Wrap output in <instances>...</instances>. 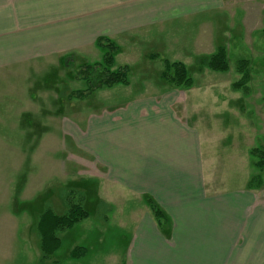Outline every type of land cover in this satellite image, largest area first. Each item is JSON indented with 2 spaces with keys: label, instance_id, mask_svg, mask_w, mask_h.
I'll return each instance as SVG.
<instances>
[{
  "label": "rangeland",
  "instance_id": "374dc122",
  "mask_svg": "<svg viewBox=\"0 0 264 264\" xmlns=\"http://www.w3.org/2000/svg\"><path fill=\"white\" fill-rule=\"evenodd\" d=\"M220 5L217 11L178 16L163 32L158 26L137 31L132 43L117 37L114 69L129 66V86L103 88L83 98L73 95L86 89L75 79L77 70L103 59L105 52L96 45L84 52L44 55L0 67V264L38 263V217L48 206L62 215L63 196L70 190L85 196L90 217L60 234L62 247L51 262L131 264L125 256L134 221L146 217L148 204L125 195L121 225L117 213L121 207L101 197L98 180L103 145L111 142L109 118H117L118 110L139 95L174 88L177 93L185 91L192 102L197 99L199 112L189 120L202 131L208 164L219 170L221 179L229 178L230 185L240 184L246 176L252 177L250 182L258 178L263 183L264 170L257 167L252 151L264 149V0H221ZM219 47L227 51L226 73L199 63ZM166 59L183 62L194 86L175 88L163 80ZM242 60L249 61L250 79L235 90ZM220 185L221 193L215 194H223L227 187L225 182ZM137 206L138 214L130 212ZM171 232L169 222L164 233L170 238ZM228 232V238H239L222 264H264L263 228ZM258 234L260 251H250ZM76 247H84L86 256L72 259ZM180 248L171 245L173 257Z\"/></svg>",
  "mask_w": 264,
  "mask_h": 264
},
{
  "label": "crops",
  "instance_id": "0c3cea01",
  "mask_svg": "<svg viewBox=\"0 0 264 264\" xmlns=\"http://www.w3.org/2000/svg\"><path fill=\"white\" fill-rule=\"evenodd\" d=\"M219 2L0 0V67L44 55L84 52L97 46L100 37L115 44L117 37L132 43L137 31L158 26L157 31L163 32L174 18L217 11ZM168 89L136 96L118 110L117 118H109L111 126L106 129L113 127L111 142L103 145L99 193L106 202L121 207L117 212L121 225L125 195L141 203L151 197L172 222L169 238L149 207L144 219L136 217L125 256L129 263L222 264L239 238H228L227 231L264 229V181L254 185L252 177L246 176L240 184L230 185L229 178L221 179L205 157L202 131L189 120L199 112L198 100H189L185 91ZM220 181L227 187L223 194H215L221 193L218 187L224 182ZM130 212L138 214L140 209ZM258 235L250 251H260ZM171 245L181 247L175 257Z\"/></svg>",
  "mask_w": 264,
  "mask_h": 264
},
{
  "label": "trees",
  "instance_id": "16d2710c",
  "mask_svg": "<svg viewBox=\"0 0 264 264\" xmlns=\"http://www.w3.org/2000/svg\"><path fill=\"white\" fill-rule=\"evenodd\" d=\"M262 36L264 37V30L262 31ZM97 46L105 52L103 59L101 62L87 64L77 70L75 79L84 82L86 89L74 93L73 95L76 98L90 96L103 88H112L116 85L129 86L130 84L129 66L114 69L118 46L108 38H99ZM199 63L201 66L218 73H226L230 70L227 61V51L224 47H219L209 58H200ZM248 66L249 61L247 60H242L238 63L237 73L241 76V79L234 84L233 88L235 90H240L248 84L250 79ZM160 77L175 88L189 89L194 85L193 79L182 62L164 60V70L161 72ZM252 154L258 159L257 167L264 170V149H255ZM251 183L259 184L261 181L258 178H254ZM63 200L66 208L62 215L56 214L53 208L48 206L38 217L35 232L38 237V247L41 256L37 264H56L51 261L62 247L60 234L73 229L90 217L85 209V196L82 192L67 191L64 193ZM145 200L159 229L163 232L166 231L171 221L165 212L151 197H146ZM86 254L87 250L84 247H76L70 255L72 259H81Z\"/></svg>",
  "mask_w": 264,
  "mask_h": 264
}]
</instances>
